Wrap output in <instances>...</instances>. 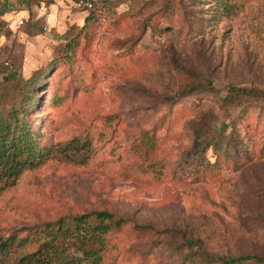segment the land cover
<instances>
[{
  "label": "rangeland",
  "instance_id": "1",
  "mask_svg": "<svg viewBox=\"0 0 264 264\" xmlns=\"http://www.w3.org/2000/svg\"><path fill=\"white\" fill-rule=\"evenodd\" d=\"M8 2L0 118L27 107L44 156L0 189L4 264H20L43 223L75 230L73 215L91 210L129 219L109 233L115 249L94 259L64 237L58 262L191 264L203 246L264 257V0H92L84 27L91 9L78 0ZM143 132L155 146L139 153ZM73 137L80 150L65 151ZM208 141L230 150L218 173L200 169L215 157Z\"/></svg>",
  "mask_w": 264,
  "mask_h": 264
},
{
  "label": "trees",
  "instance_id": "2",
  "mask_svg": "<svg viewBox=\"0 0 264 264\" xmlns=\"http://www.w3.org/2000/svg\"><path fill=\"white\" fill-rule=\"evenodd\" d=\"M9 1V2H8ZM15 0H3L4 3H11ZM18 2L26 0H16ZM92 6L88 14L84 17V22L82 27L87 25V23L92 20L95 13L92 11ZM72 44L70 45V47ZM70 61H74V58L69 57ZM37 79V78H36ZM36 79L30 78L32 83L37 82ZM36 80V81H35ZM35 81V82H34ZM27 103L28 106L31 105L34 94L30 88L28 89ZM28 111L27 107L14 110L9 119L0 118V183L4 180V184L0 186L3 189L5 186L11 185L16 182L19 175L27 168H34L40 164L43 153L37 152L36 142L32 136V132L27 128L26 123L23 120L24 114ZM140 145L134 146L135 149L142 153L144 147L149 149V147L155 146V139L153 140L152 134H147L143 132L140 136ZM85 144H88L85 142ZM80 140L77 137H73L63 149H72L74 152L79 151ZM84 146V144H81ZM89 145V144H88ZM206 145L211 146L214 152V159H206L203 164H201V170L207 168V170H212L218 173L221 165L228 159V154H230L229 149L222 148L217 141H208ZM159 160H151L150 167H155L160 165ZM94 217L97 221L94 225L89 226L88 220ZM62 220L58 219L54 222L43 223L42 229L38 230V239L35 240V247L33 250L21 255L18 258L20 264H62L58 262L59 259V244L58 241L64 237H73L79 241V248L84 251L85 256L87 254L93 255L94 259H99V251L101 248L103 250L107 249L109 252L115 249V244L111 243L108 239L109 233L113 230H118L122 226L128 223L129 219L117 216L115 213L108 210H91L82 213H76L73 215V221L75 225V230L70 226H62ZM151 225L148 224H133L135 228H145ZM89 227L90 237L94 242L100 245V248L95 251L88 252L86 247V234L82 230ZM74 231H82L83 235ZM11 243L10 236L1 237L0 236V264H4L3 256L8 250V246ZM189 247L197 244L192 238L187 241ZM204 259L207 262L219 261L220 264H237L244 262L246 260H264L263 256L256 254H239V255H220L214 254L207 250L204 246L202 248H197L191 252V264H196L197 259ZM73 260H65L64 264H72Z\"/></svg>",
  "mask_w": 264,
  "mask_h": 264
},
{
  "label": "built area",
  "instance_id": "3",
  "mask_svg": "<svg viewBox=\"0 0 264 264\" xmlns=\"http://www.w3.org/2000/svg\"><path fill=\"white\" fill-rule=\"evenodd\" d=\"M78 3L85 6L86 8H90L92 6V0H78ZM23 23V17L20 16L16 20L17 25H21Z\"/></svg>",
  "mask_w": 264,
  "mask_h": 264
}]
</instances>
